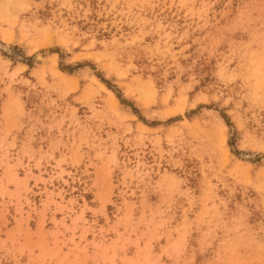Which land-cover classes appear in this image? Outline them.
I'll list each match as a JSON object with an SVG mask.
<instances>
[{
    "label": "rangeland",
    "instance_id": "obj_1",
    "mask_svg": "<svg viewBox=\"0 0 264 264\" xmlns=\"http://www.w3.org/2000/svg\"><path fill=\"white\" fill-rule=\"evenodd\" d=\"M0 264H264V0H0Z\"/></svg>",
    "mask_w": 264,
    "mask_h": 264
}]
</instances>
